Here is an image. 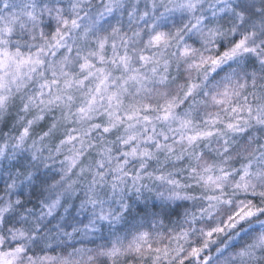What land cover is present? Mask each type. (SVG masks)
Masks as SVG:
<instances>
[{"label":"snow or ice","instance_id":"6c2138e0","mask_svg":"<svg viewBox=\"0 0 264 264\" xmlns=\"http://www.w3.org/2000/svg\"><path fill=\"white\" fill-rule=\"evenodd\" d=\"M0 264H264V0H0Z\"/></svg>","mask_w":264,"mask_h":264},{"label":"trees","instance_id":"16d2710c","mask_svg":"<svg viewBox=\"0 0 264 264\" xmlns=\"http://www.w3.org/2000/svg\"><path fill=\"white\" fill-rule=\"evenodd\" d=\"M214 247H215V246H214V245H212V246L210 247V249H209V250H206V252H207V251H213V250H214Z\"/></svg>","mask_w":264,"mask_h":264},{"label":"clouds","instance_id":"9594fccd","mask_svg":"<svg viewBox=\"0 0 264 264\" xmlns=\"http://www.w3.org/2000/svg\"><path fill=\"white\" fill-rule=\"evenodd\" d=\"M57 167H59V165H57Z\"/></svg>","mask_w":264,"mask_h":264}]
</instances>
